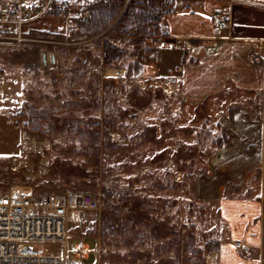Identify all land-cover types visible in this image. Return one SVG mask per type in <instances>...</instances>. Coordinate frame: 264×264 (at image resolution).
Instances as JSON below:
<instances>
[{"label": "rangeland", "instance_id": "1", "mask_svg": "<svg viewBox=\"0 0 264 264\" xmlns=\"http://www.w3.org/2000/svg\"><path fill=\"white\" fill-rule=\"evenodd\" d=\"M69 1L19 0L36 6L25 27L43 41L0 52V190L24 183L29 169L15 159L28 152L21 138L30 132L42 142L36 190L72 187L101 197L66 244L46 253L69 252L71 264H215L216 224L193 183L226 133L206 120L180 124L178 106L152 104L150 97L166 94L141 83L120 98V83L105 75L140 43L158 46L162 36L145 23L170 1L95 0L75 11ZM120 3L128 6L114 23ZM81 240L94 249L83 261L75 257Z\"/></svg>", "mask_w": 264, "mask_h": 264}, {"label": "crops", "instance_id": "2", "mask_svg": "<svg viewBox=\"0 0 264 264\" xmlns=\"http://www.w3.org/2000/svg\"><path fill=\"white\" fill-rule=\"evenodd\" d=\"M93 1L69 6L75 11ZM169 1L174 12L147 16L145 24L155 26L154 36L178 38L184 47L142 50L140 43L105 75L120 83V98L135 86L158 89L166 96L150 97L151 103L178 106L180 124L206 120L217 135L226 133L194 177V195L216 224L215 264H264V0ZM121 5L114 23L128 3ZM228 11L231 21L223 23L218 13Z\"/></svg>", "mask_w": 264, "mask_h": 264}, {"label": "built area", "instance_id": "3", "mask_svg": "<svg viewBox=\"0 0 264 264\" xmlns=\"http://www.w3.org/2000/svg\"><path fill=\"white\" fill-rule=\"evenodd\" d=\"M165 6L167 11L175 9ZM35 7L19 0H0V52L25 48L28 42L42 43L41 37L28 36L25 27L35 17ZM218 16L223 23L231 21L229 11ZM158 46L182 49L184 44L178 38L162 36ZM21 142L30 154L19 156L15 162L29 171L24 183L0 190V264H71L69 252L46 253V248L66 244L71 226L87 220L86 212L98 210L101 197L94 191L72 187L60 191L36 190L33 184L39 174L35 153L41 151L42 142L27 131L23 132ZM236 246L246 247L241 241ZM75 251V257L83 261L94 249L81 240L75 244Z\"/></svg>", "mask_w": 264, "mask_h": 264}, {"label": "trees", "instance_id": "4", "mask_svg": "<svg viewBox=\"0 0 264 264\" xmlns=\"http://www.w3.org/2000/svg\"><path fill=\"white\" fill-rule=\"evenodd\" d=\"M90 11H91V9H90ZM97 13H98V12H94V13H93V16L95 17V16L97 15ZM93 16H91L92 18H91L90 22L86 23L85 25H87V26H89V27H90V26H93V24H94ZM107 23L109 24L110 22L104 21V24H107Z\"/></svg>", "mask_w": 264, "mask_h": 264}, {"label": "bare ground", "instance_id": "5", "mask_svg": "<svg viewBox=\"0 0 264 264\" xmlns=\"http://www.w3.org/2000/svg\"><path fill=\"white\" fill-rule=\"evenodd\" d=\"M109 72H110V73H113L114 71L110 70Z\"/></svg>", "mask_w": 264, "mask_h": 264}]
</instances>
